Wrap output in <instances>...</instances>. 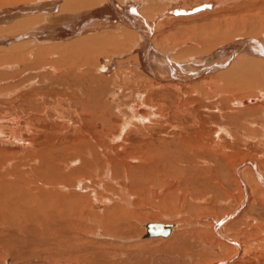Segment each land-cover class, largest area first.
I'll list each match as a JSON object with an SVG mask.
<instances>
[{
	"label": "rangeland",
	"instance_id": "obj_1",
	"mask_svg": "<svg viewBox=\"0 0 264 264\" xmlns=\"http://www.w3.org/2000/svg\"><path fill=\"white\" fill-rule=\"evenodd\" d=\"M36 1L0 0V11ZM136 1L155 17L189 0ZM214 1L216 14L162 16L154 50L179 64L237 38L264 43V0ZM31 12L0 19V219L10 227L0 225V264H264V65L252 61L263 74L253 83L203 63L156 86L132 53L101 68L115 43L85 55L73 39H34L41 13ZM138 91L143 124L130 109ZM219 219L230 234L220 241ZM147 221L175 228L142 237Z\"/></svg>",
	"mask_w": 264,
	"mask_h": 264
},
{
	"label": "bare ground",
	"instance_id": "obj_2",
	"mask_svg": "<svg viewBox=\"0 0 264 264\" xmlns=\"http://www.w3.org/2000/svg\"><path fill=\"white\" fill-rule=\"evenodd\" d=\"M68 1H70V0H38L35 3L28 5V7H26V5H25L23 7L19 6V7H17V9H12V8H10V9L7 8L5 10L2 9V11H0V19L4 21V18H5L6 19L5 21H7L11 18L13 19V17H15L16 15L18 16V14H21L24 12L26 13L28 11H30V12L31 11L32 12L38 11L41 14L38 15L39 17H37V18L35 17L37 15L34 16L37 21H35L36 23H33V25H32L34 28H31V31H32L31 36L34 39L36 37L39 38L40 35H41V37L43 36V38L45 37L44 39L49 38L50 40L60 41V42L65 41V40H69V39H73L74 41L72 40L71 44L72 45L75 44V45L81 47L80 49L83 51V53H81V54H85V55H87L89 52L92 53V52L101 51L102 49H103L102 51H104V49H105V50L112 52L113 50L108 48L110 46L107 47V46H105V44H108V45L111 44L112 45V43H115L117 46L118 45L121 46V49L120 50H114L115 52L114 51L113 52L115 54L111 55L110 59H108V60L101 59V62H102L101 68L107 72V70L114 67L115 59L116 60L118 58L121 59L122 57L125 58V57H127L128 54L131 55V53H132L135 56L134 59L138 63L137 64L138 68L141 69L143 71V73L147 74L148 78L156 86L157 85L167 86V85L172 84L174 82H177V81L179 82L180 80L186 81V79H189L190 76L191 77L193 76V75L189 74L190 71L192 69L198 68L203 63L204 64L207 63L205 65L209 64L208 67L205 66V69H208L209 71H219L220 69L222 70L224 68L225 69L228 68V66H230V68H233L232 72H231V70H230V72L229 71L225 72L223 70L224 73L223 72L220 73L221 75L227 74L225 76V78H227V76L228 75L230 76L231 74H234V75L238 74L239 75L238 79L239 78L241 79L240 81H247V82L253 83L254 81H256V80H254L255 77H259L260 79H262L261 77L263 76V74H261L260 72L252 70V66H254V65H252V61L255 60V62L264 65V43L257 40L256 38H253V37L252 38H241V39L237 38L231 44H228V45L226 44L222 47L220 46V48H217L216 51H214L213 53H211L209 55L210 59H208V60H205V57H203V56H197L194 58L191 57L189 60L188 59L184 60V61H182V63H181V61H178L179 64H172L173 62L170 61L168 59V57H166V55H165V57H162L163 55L161 53H158L152 47V44L150 43V39L152 38L150 36V33L151 32L153 33L154 28L157 27V26H155L156 23L160 22V20L162 21V19H161V18H163L162 16H165V18L167 17V18L172 19V18H190L193 16L195 17V15H198V14L200 15L202 13L205 14V12L207 15V11H209L208 13H214L211 11V9L214 7V5L218 1L213 2V0L212 1H210V0H206V1L202 0L201 1L200 0L197 3H191L190 6H188V4L190 2H192L191 0L188 1L187 5L184 4V6H182V3H183L182 1H175V2H173L172 5L168 6L165 9L166 11L165 10L160 11V13L158 15H156L155 17L154 16L150 17L149 16L150 14L147 15L145 10L144 11L142 10L143 8L140 5V1H136V3H137V5H136L133 3V0H120V2L118 0H73V2L71 4L66 5V7L63 8L64 5L62 7V4H66ZM96 6H97V9L95 8ZM46 9H48L49 10L48 12H51V13L50 14L49 13L44 14L43 12H46ZM59 10H60V12H62V11H69V12L73 11L74 12L75 11V14H72V15H69V14L68 15H62L61 14L60 15ZM216 10H217V8H216ZM216 10H215V12H216ZM219 10L220 9H218V11ZM163 11H165V12H163ZM184 11H187V12H184ZM38 12H36V14H39ZM53 12H59V14L54 15V14H52ZM221 12H222V10H220V13ZM204 14H202V15H204ZM214 14H216V13H214ZM175 16H177V17H175ZM18 18H21V17H18ZM41 20H43L42 23L40 22ZM0 31H1V29H0ZM121 31L125 33V38L123 37V35L118 34V32H121ZM115 32H117L116 33L117 35L115 34ZM215 33H217V32H215ZM223 34H225V33H223ZM74 38H76V39H74ZM130 38H131V40H130ZM122 43H125V45H127L126 46L127 48H125L127 50L125 52H123L124 46L122 47ZM63 47H64V45H63ZM116 48H118V47H116ZM116 48H114V49H116ZM117 51L118 52L120 51V52L118 53ZM120 53H121V55H119ZM85 55L83 56L84 58H85ZM75 56H76V54L73 55V57H75ZM75 58H77V57H75ZM80 60H81V58H80ZM86 62H88V61L86 60ZM105 62H106V64H104ZM175 62H177V60H175ZM204 64H203V66H204ZM234 68H236V70H234ZM227 70H229V69H227ZM210 73H212V72H210ZM210 73H209V75H210ZM233 79L231 78V80H233ZM236 79H237V77H236ZM233 81L235 82V79ZM240 83H244V82H240ZM236 84H237V82H236ZM245 84H247V83H245ZM262 94H264V93H262ZM142 97H143V95L141 93H139V91H138L136 96L134 97V100H133L132 105L130 107L131 112L134 114L132 116V119L135 121H138L141 124H143L142 120H145V121L147 120V117H141L140 115L136 116V114H139L138 110H137L138 107H140V106L144 107L145 106L143 104ZM151 110L152 109H149V111H151ZM129 124H131V121L128 122V120L125 119L120 126L121 127L120 131L123 132L127 127H129ZM10 136H12V134ZM251 165H253V167L255 168V165L253 163ZM54 173H56V172H54ZM59 174H61V173L59 172ZM59 174L54 175L52 177H49L48 181L54 182V180H59V179L63 180L64 177L60 176ZM48 175H49V173H48ZM257 177H259L258 180L260 181L261 185L264 187V176H261L257 173ZM241 185H242L243 191L245 192V194H247V189L245 187L246 184H244V181H241ZM151 191H153V195H154V193H159L158 188H156V189L151 188ZM151 194H152V192H151ZM126 201H128V200L126 199ZM19 203H21V202H19ZM19 209L21 210V208L19 207L17 209V211ZM15 213H16V211H15ZM7 218H9V217H7ZM4 220L0 219V225L1 226H2V224L5 226L6 222H8L7 221L8 219H4ZM222 221H223V219H222ZM158 222H160V221H158ZM162 223H165V222H162ZM220 225H221V223H220V219H219L218 222L216 223V226H218L217 229H219V232H218V234L215 235L218 241L225 240V238L228 235H230L228 232L225 231L224 228H226V227L223 228V226L225 224H223L221 226ZM260 225H261V223H260ZM1 228L2 227H0V229ZM143 228H144V230H143V233H144L145 224L143 225ZM174 228H175V224L169 222V232L166 235H150V236H143L142 235V237H149V238L150 237L156 238L157 236L158 237H160V236L161 237H169L173 233ZM214 228H215V226H214ZM9 229H10V227H9ZM13 229H14V227H13ZM12 231L13 230H11L10 232H12ZM229 237H231V236H229ZM233 239L237 240L234 237H233ZM221 242H220V244H221ZM229 243L231 245V242H229ZM224 244H225V242H224ZM233 246H235L236 250H238V251L241 249L239 246H237V244H235ZM220 247H221V245H220ZM235 247H234V249H235ZM232 254H235V252ZM4 261L6 262L7 260H4ZM214 264H216V263H214Z\"/></svg>",
	"mask_w": 264,
	"mask_h": 264
},
{
	"label": "water",
	"instance_id": "obj_3",
	"mask_svg": "<svg viewBox=\"0 0 264 264\" xmlns=\"http://www.w3.org/2000/svg\"><path fill=\"white\" fill-rule=\"evenodd\" d=\"M168 232H169V223L166 222L162 223L158 221H147L145 222V231L143 233V236L166 235Z\"/></svg>",
	"mask_w": 264,
	"mask_h": 264
}]
</instances>
